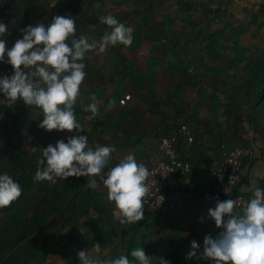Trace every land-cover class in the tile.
Returning <instances> with one entry per match:
<instances>
[{
    "label": "rangeland",
    "instance_id": "374dc122",
    "mask_svg": "<svg viewBox=\"0 0 264 264\" xmlns=\"http://www.w3.org/2000/svg\"><path fill=\"white\" fill-rule=\"evenodd\" d=\"M69 14L77 37L98 40L110 31L99 22L104 15L133 28L130 46L86 54L87 76L74 104L85 130L79 134L88 135L89 146L115 145L111 166L128 155L123 151L143 143L133 125L121 130L122 116L127 110L133 116V109L150 96L158 102L160 117L188 126L193 135H207L210 161L196 162L184 173L190 180L200 166L206 177L198 184H209L206 178L231 149L241 146L235 142L250 144V133L264 137V0H0V19L8 25L6 47L21 39V29L28 25ZM5 74H12L7 63L0 64V75ZM92 95L100 101L95 118L86 111ZM118 108H126L125 113ZM42 119L39 109L22 100L0 105V172L26 178L22 195L0 209V264H80L78 252L95 244L102 247L101 258L124 254L133 264L130 253L140 246L153 257L151 264L160 257L170 264H213L186 259L193 240L202 252L204 237L222 231L208 217L209 208L196 200L179 201L159 214H144L135 225H122L99 178L96 190L87 187L83 176L56 185L34 182L42 149L73 134L45 131L38 127ZM157 129L156 142L169 132L162 125ZM155 161L154 152L142 163L148 167ZM81 179L85 184L66 187L80 185Z\"/></svg>",
    "mask_w": 264,
    "mask_h": 264
},
{
    "label": "clouds",
    "instance_id": "9594fccd",
    "mask_svg": "<svg viewBox=\"0 0 264 264\" xmlns=\"http://www.w3.org/2000/svg\"><path fill=\"white\" fill-rule=\"evenodd\" d=\"M99 22L110 31L105 30L98 40L85 34L77 37L73 16L56 15L50 23L21 29L22 38L8 48V25L0 19V64L12 67L11 75H0V97H3L0 105H14L22 100L42 113L39 128L73 133L42 149L34 182L56 185L68 177L83 176L88 177L87 187L96 190L101 188L99 178L107 190V199L119 212V223L135 225L144 219L152 172L133 154L111 166L115 145L90 147L88 135L79 134L85 130L76 119L74 109L87 76L86 54L104 53L117 45L128 47L134 39L133 28L113 15L101 16ZM92 27L94 31L95 26ZM90 101L86 111L95 118L100 101L95 95L90 96ZM22 191L18 181L7 172H0V209L10 206ZM250 191L251 198L241 211L236 210V201L232 199L217 201L214 208L208 209V217L222 231L215 238L204 237L202 252L201 246L193 240L186 259L211 260L213 264H264V189L252 187ZM101 252L99 244L79 251L80 264H133L127 255L101 258ZM130 256L137 264H151L153 259L141 246L133 249ZM158 264L170 262L160 257Z\"/></svg>",
    "mask_w": 264,
    "mask_h": 264
},
{
    "label": "built area",
    "instance_id": "2783aa9c",
    "mask_svg": "<svg viewBox=\"0 0 264 264\" xmlns=\"http://www.w3.org/2000/svg\"><path fill=\"white\" fill-rule=\"evenodd\" d=\"M181 141L185 148L192 142L185 125L179 127L176 132L160 138L158 149L161 156L149 167L152 175L148 181L150 191L146 196L148 202L144 214H158L169 205L187 200H196L208 208H214L217 201L232 199L236 201V210L241 211L252 195L240 191L242 163L248 152L242 146L231 149L216 172L214 187L208 191L192 193L172 189L179 182L184 169V158L179 149Z\"/></svg>",
    "mask_w": 264,
    "mask_h": 264
},
{
    "label": "crops",
    "instance_id": "0c3cea01",
    "mask_svg": "<svg viewBox=\"0 0 264 264\" xmlns=\"http://www.w3.org/2000/svg\"><path fill=\"white\" fill-rule=\"evenodd\" d=\"M121 109L122 108H118V110ZM123 110L125 113L126 108L122 109V112ZM127 112L128 114L123 113L124 115L122 117L124 118V125L121 126V130H124V127L126 126L129 128L130 125H133V129L135 131L139 130V135L141 134L144 139L143 143H136V150L129 149L130 151L125 150L123 152L125 154L134 153V156L138 158L137 161L139 162L148 161L151 158V153L155 152V162H157V160H159L161 156L158 149L159 141L156 142V139L154 140V136L157 135V132L159 131L157 128L162 125V127H167L169 131H172V133H174L173 131H175V128L177 126L172 125V120H169L167 116H159L158 102L151 96L144 101L139 102V106L133 109V116H131L130 111L127 110ZM186 129L189 132V137H191L192 142L188 148H185L183 146L182 141L179 143V149L182 156H184V162H187L186 166L184 165V171H182L180 174V178H184L186 183L191 180L194 181V179L199 182L201 177H206L205 171L201 172L202 169H200V166H198L197 169L194 170L193 178H191L190 180L189 177L185 178L186 175L184 173L188 171L191 165L194 167L196 162L204 161V163H207V161H210L209 156H207L206 158L205 153H211L212 151L209 147L206 146V144H204L206 141L205 137L207 135L202 134L204 140H200L203 139V137L199 133L196 132L193 135V131L188 126H186ZM246 139L250 142V144H247L245 140H242L241 142H235L241 146H247L249 148L247 150L248 155L247 157H245L242 163V183L240 185V191L244 194L251 193L250 188L252 187H264V137L262 136L260 139H256L254 134L250 133V136L248 135ZM234 146H236V144H234ZM153 164L154 163H152L150 166H152ZM150 166H148V168ZM215 176L216 172L213 175L209 176V178H206L208 179V185L214 183ZM170 206L171 205H169L168 207Z\"/></svg>",
    "mask_w": 264,
    "mask_h": 264
},
{
    "label": "trees",
    "instance_id": "16d2710c",
    "mask_svg": "<svg viewBox=\"0 0 264 264\" xmlns=\"http://www.w3.org/2000/svg\"><path fill=\"white\" fill-rule=\"evenodd\" d=\"M263 81H264V78H263ZM181 125V124H180ZM180 125H178L176 128H175V131H173V132H176L178 129H179V126ZM170 134H172V131H169L168 133H166L165 135H163L162 137H164V136H168V135H170ZM184 157V156H183ZM186 163L187 162H184V165L186 166ZM184 166V167H185ZM183 171H184V169H182ZM181 170V171H182ZM16 181H18L19 183H20V185H21V187H22V192H24L25 191V188L23 187L24 185H25V183H26V178H24V177H21V178H18V177H14V176H12ZM215 180V179H214ZM81 181V184L80 185H78V184H75V183H72V184H69V185H66V187H73V188H77L78 186H81L82 184H85V180L84 179H81L80 180ZM214 187V183L213 184H210L209 186H207V185H205V184H198L197 183V181L194 179V181L193 180H191V181H189L188 183H186L185 182V180H184V178H179V182H177V184H176V186L175 187H173L172 189H178V190H180V191H189V192H192V193H197V192H199L200 190H206V191H208V190H210V189H212ZM85 199H87L86 197H85ZM187 201H193V200H187ZM89 205H90V207L91 208H94L95 207V205H96V202L94 201L93 202V200H91V202H89ZM159 214V213H158ZM146 216H152V215H154V214H148V213H146L145 214Z\"/></svg>",
    "mask_w": 264,
    "mask_h": 264
}]
</instances>
